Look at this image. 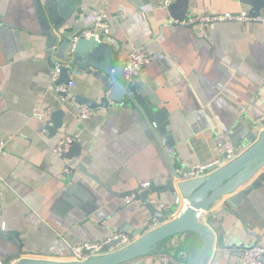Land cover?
Returning a JSON list of instances; mask_svg holds the SVG:
<instances>
[{"label": "crops", "instance_id": "1", "mask_svg": "<svg viewBox=\"0 0 264 264\" xmlns=\"http://www.w3.org/2000/svg\"><path fill=\"white\" fill-rule=\"evenodd\" d=\"M77 1L74 6L66 3L72 10L66 7L61 14L59 9L48 11L43 0H0V140L6 142L0 153V229L17 232L24 253L66 258L72 244L98 241L114 230L144 233L148 211L139 201L127 204L124 198L145 184L165 182L163 154L133 113L134 104L123 98L80 117L82 105L73 98L63 100L51 82L60 43L97 17L110 23L105 43L113 51V62L123 61L126 52L139 46L151 56L135 80V90L150 107L166 113L174 153L170 163L176 171L212 159L224 128L229 129L224 136L242 150L253 141L248 133H260L253 119L264 112V24L189 25L198 16L247 11L246 4L187 0L185 20L178 25L168 10L175 0L167 7L165 0ZM47 33L55 39L52 46ZM70 69L72 96L100 102L104 86L94 72ZM36 110L42 118L33 115ZM57 110L64 115L51 135L46 121ZM239 124L242 132L234 130ZM64 135H74L80 147V156L71 159L110 191L78 168L64 174L71 159L54 150ZM259 177L260 184L234 208L258 238L246 233L224 201L202 216L217 241L224 240L231 264H239L243 247H264V168ZM152 198L173 206L170 192ZM168 217L173 216L168 212ZM175 242L164 252L169 264H181L187 252L185 240ZM16 252L13 243L0 238L2 263L11 264ZM141 260L161 264L159 255Z\"/></svg>", "mask_w": 264, "mask_h": 264}, {"label": "water", "instance_id": "2", "mask_svg": "<svg viewBox=\"0 0 264 264\" xmlns=\"http://www.w3.org/2000/svg\"><path fill=\"white\" fill-rule=\"evenodd\" d=\"M43 1L48 6V11L55 12L56 9H59L61 14H65L66 3L71 6L78 3L77 0ZM240 1L249 7L246 12L251 18L261 15V12L264 11V0ZM187 8V0H175L169 6L168 10L172 17L179 22L178 25L185 20ZM71 10L72 7H67V12ZM195 24L194 22L189 25L194 26ZM47 37L52 46L54 37L50 33H47ZM66 46L67 41L63 40L55 54L60 59L57 63L68 62L70 66H75L79 70L90 69L104 86L105 95L100 99V102L82 95H73L75 103L89 109L107 108L110 102L119 103L123 98H126L129 106L135 105L133 113L156 149L163 154V159L166 162L164 164L166 177L163 185L139 187L128 194L134 195L135 200L142 204L150 217L156 220L159 225L147 233H142L140 229H134L132 236L135 240L130 246L108 255L94 256L82 262L74 261L72 255L62 258L48 256L44 253H24L18 233L0 229V238L10 241L17 249L11 264H142V257L164 253L168 243H176L175 238L185 240L183 251L187 252L182 255L184 257L180 259L181 264H231L224 240L217 241L214 231L207 223L203 222L202 216L211 207L224 201L233 208L230 213L239 219L246 233L258 238L234 208H237L245 196L260 184L259 173L264 168V131L258 135L248 133L247 137L253 140L252 143L245 147L236 158L213 173L188 181H178L176 170L170 163V159L174 158V153L173 146L169 143L171 135L167 131L166 113H161L160 109L150 107L135 90L134 85L126 80L123 62L120 60L113 62V51L107 43L98 44L93 38L80 39L75 44L72 58L66 54ZM55 64H52L53 68ZM70 72V67L61 66L57 83L70 81ZM63 115L64 110L54 111L50 119L46 121V128L51 135L56 133L60 127ZM234 130L242 132V125L239 124ZM162 139L164 140L163 144L161 143ZM80 154V147L75 142L66 156L71 159V157H79ZM77 168L101 187L110 191L95 175L87 172L81 163H78ZM163 192H170L185 201L183 208L177 204L166 210L172 214V218L168 217V212L157 210L150 202L152 195Z\"/></svg>", "mask_w": 264, "mask_h": 264}, {"label": "built area", "instance_id": "3", "mask_svg": "<svg viewBox=\"0 0 264 264\" xmlns=\"http://www.w3.org/2000/svg\"><path fill=\"white\" fill-rule=\"evenodd\" d=\"M172 0H165L164 6L167 7ZM223 21H234L243 24L258 22L264 24V14H261L255 18H251L247 15L246 11H240L236 14L224 13L217 15H206L198 16L195 19L189 21L200 22V23H214V22H223ZM110 23L102 18L97 17L92 23L82 27L77 32L70 34L65 40L67 41L66 54L69 58H72L74 55L75 44L80 39H89L93 38L94 41L98 44L105 43V38L110 34ZM151 61V56L145 48L142 46L134 47L126 52L123 59V70L125 73L126 80L131 82L135 87V80L140 74L141 69L149 64ZM70 67V64L67 62L56 63L55 67L51 70L50 79L53 83L55 90L61 94L63 100L73 98L70 93V87L72 82L68 81L67 83H57V80L60 76V67ZM35 117L42 118V114L39 111H34L33 114ZM91 115V109L86 106L80 108L79 116L87 118ZM253 124L255 127L259 128L258 132L264 131V112L260 113L257 117L253 119ZM229 129H223V135L218 137L214 143L215 156L207 162L204 163H192L187 168L178 169L176 175L178 181H188L196 178L205 177L217 169L221 168L234 158H236L241 152L242 149L235 144L229 137L224 136L228 134ZM258 135V134H257ZM76 141L74 135H64L58 144L55 146V152L63 156L68 153L72 145ZM6 142L0 140V153L5 150ZM79 161L74 158L67 162L64 174L70 175L77 170ZM144 186L147 187L145 184ZM125 203L130 204L135 201L134 195H127L124 198ZM150 202L152 205L159 211H165L171 207V205L159 202L157 199L151 198ZM180 204V208L185 206V201L179 197L174 196L173 205ZM158 222L153 218H149L144 227V233L150 232L158 227ZM134 237L123 231L114 230L106 238L98 241H81L79 243L72 244L70 246V253L73 256L74 261H86L94 256L108 255L119 250H122L130 246L134 242ZM161 264H169L171 258L166 256L164 253L159 254ZM0 264L2 261H0ZM239 264H264V247L258 243H251L241 249Z\"/></svg>", "mask_w": 264, "mask_h": 264}]
</instances>
